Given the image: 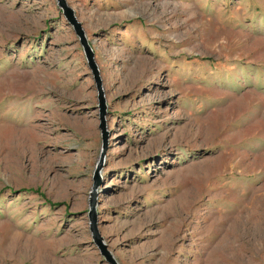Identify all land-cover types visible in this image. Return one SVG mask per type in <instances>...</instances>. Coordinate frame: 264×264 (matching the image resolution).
Segmentation results:
<instances>
[{
  "label": "rangeland",
  "instance_id": "rangeland-1",
  "mask_svg": "<svg viewBox=\"0 0 264 264\" xmlns=\"http://www.w3.org/2000/svg\"><path fill=\"white\" fill-rule=\"evenodd\" d=\"M64 1L108 136L58 0H0V264H264V0Z\"/></svg>",
  "mask_w": 264,
  "mask_h": 264
},
{
  "label": "water",
  "instance_id": "water-1",
  "mask_svg": "<svg viewBox=\"0 0 264 264\" xmlns=\"http://www.w3.org/2000/svg\"><path fill=\"white\" fill-rule=\"evenodd\" d=\"M57 3H58V6L63 9V13H64L66 19L73 25L76 34L80 37V43H81V45L84 48L86 58H87V60L89 62V66L92 68V70H93V72L95 74V80H96L97 87H98V90H99V93H100L99 100H100V109H101V120H102L101 121L102 122L101 123V128H102V132H103V143L106 144V138H107L108 134L105 131L106 128H105V123H104V120H103V115L105 113V105H104V98L102 96V91H101V81H100V78H99V74H98L96 65L94 63V59H93L94 55H93V53H92V51H91V49H90V47H89V45H88V43L86 41V38L84 36V32L81 29V24L74 18L72 10L69 7H67V5H66L64 0H58ZM93 195H94V193H93ZM91 202L93 204V199L91 200ZM91 220L94 223V219H91ZM93 223H92V227H93ZM92 230L94 232V238H95L96 242L100 245L99 239L96 236V233H95L93 228H92ZM109 260L112 262V264H116L111 258H109Z\"/></svg>",
  "mask_w": 264,
  "mask_h": 264
},
{
  "label": "bare ground",
  "instance_id": "bare-ground-1",
  "mask_svg": "<svg viewBox=\"0 0 264 264\" xmlns=\"http://www.w3.org/2000/svg\"><path fill=\"white\" fill-rule=\"evenodd\" d=\"M199 124H200V123H199ZM198 127H199V129H200V128L203 127V126L200 125V126H198ZM197 130H198V129H197ZM199 131H200V130H199ZM8 132H9V131H8ZM8 132L5 133L6 135H5L4 133H3L2 135H0V138H5V139H6L7 136H10ZM197 132H198V131H196L195 133H197ZM10 133L13 134L12 132H10ZM194 136H195V135H194ZM194 136H193V137H194ZM191 138H192V137H191Z\"/></svg>",
  "mask_w": 264,
  "mask_h": 264
}]
</instances>
